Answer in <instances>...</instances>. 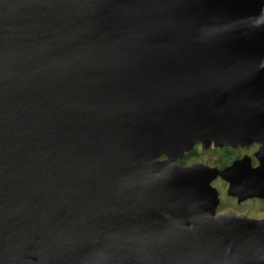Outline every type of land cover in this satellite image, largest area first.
Masks as SVG:
<instances>
[{
    "label": "water",
    "instance_id": "water-1",
    "mask_svg": "<svg viewBox=\"0 0 264 264\" xmlns=\"http://www.w3.org/2000/svg\"><path fill=\"white\" fill-rule=\"evenodd\" d=\"M263 7L0 0V264H264V219L213 215L224 171L174 162L246 139Z\"/></svg>",
    "mask_w": 264,
    "mask_h": 264
},
{
    "label": "flooded vegetation",
    "instance_id": "flooded-vegetation-1",
    "mask_svg": "<svg viewBox=\"0 0 264 264\" xmlns=\"http://www.w3.org/2000/svg\"><path fill=\"white\" fill-rule=\"evenodd\" d=\"M253 101L251 114L239 116L235 124L239 132L247 134L246 139L235 145L214 144L211 139L208 145L202 146L200 141H195L190 150L174 160L179 165L199 162L224 171L210 181L217 199L213 215L264 219V98ZM248 136L251 139L248 140ZM198 150L206 154L204 159L197 154Z\"/></svg>",
    "mask_w": 264,
    "mask_h": 264
},
{
    "label": "rangeland",
    "instance_id": "rangeland-1",
    "mask_svg": "<svg viewBox=\"0 0 264 264\" xmlns=\"http://www.w3.org/2000/svg\"><path fill=\"white\" fill-rule=\"evenodd\" d=\"M262 15L264 16V8L262 9ZM200 158L204 159L206 157V154L204 155L201 151L198 150Z\"/></svg>",
    "mask_w": 264,
    "mask_h": 264
}]
</instances>
